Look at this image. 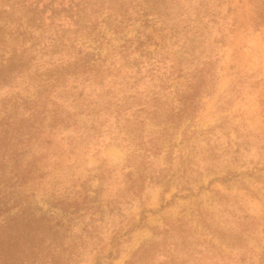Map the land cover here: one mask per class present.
Returning <instances> with one entry per match:
<instances>
[{
  "label": "rangeland",
  "instance_id": "obj_1",
  "mask_svg": "<svg viewBox=\"0 0 264 264\" xmlns=\"http://www.w3.org/2000/svg\"><path fill=\"white\" fill-rule=\"evenodd\" d=\"M254 2L0 0V264H264Z\"/></svg>",
  "mask_w": 264,
  "mask_h": 264
},
{
  "label": "trees",
  "instance_id": "obj_2",
  "mask_svg": "<svg viewBox=\"0 0 264 264\" xmlns=\"http://www.w3.org/2000/svg\"><path fill=\"white\" fill-rule=\"evenodd\" d=\"M254 7L256 8L255 15H256V23L258 25L264 23V0H255ZM12 198L7 193H1L0 191V218L4 217L7 212L12 208L10 206ZM7 220V216L2 219L4 222ZM2 222V223H3ZM8 226L7 223H3L1 226L2 231L0 232L3 235L2 240H0V261L7 262V258L9 257V250L10 247L8 246V235L5 232V228Z\"/></svg>",
  "mask_w": 264,
  "mask_h": 264
}]
</instances>
